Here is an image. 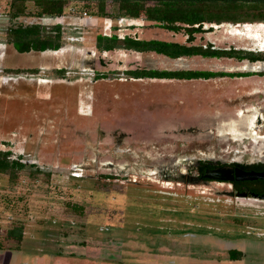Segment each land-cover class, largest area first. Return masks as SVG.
<instances>
[{
  "label": "rangeland",
  "instance_id": "rangeland-1",
  "mask_svg": "<svg viewBox=\"0 0 264 264\" xmlns=\"http://www.w3.org/2000/svg\"><path fill=\"white\" fill-rule=\"evenodd\" d=\"M5 6L0 0V14ZM216 10L205 7L201 17L230 19L221 5ZM252 24L253 32L264 34L263 26ZM113 29L100 24L74 34L70 28L65 37L71 54L94 51L96 73L107 72L106 77L90 71L61 81L44 72L35 76V87L21 81L4 86L0 74V152L33 163L15 177L0 173V264H210L243 246L246 254L234 264H264V203L131 182L148 183L143 173L158 169L160 175L188 154L253 158L262 139L246 131L253 130L256 115L264 119V70L226 58L171 60L96 50L94 34ZM243 30L237 23L221 24L201 42L264 47L263 40L243 37ZM139 32L147 39L185 40L156 28ZM61 57L38 54L17 62L49 66ZM136 67L256 74L206 81L133 80L122 74ZM260 131L264 134V126ZM82 165L85 170H78ZM161 207L183 212L166 214ZM15 226L24 228L20 242L6 234ZM179 226L185 235L175 232Z\"/></svg>",
  "mask_w": 264,
  "mask_h": 264
},
{
  "label": "flooded vegetation",
  "instance_id": "flooded-vegetation-1",
  "mask_svg": "<svg viewBox=\"0 0 264 264\" xmlns=\"http://www.w3.org/2000/svg\"><path fill=\"white\" fill-rule=\"evenodd\" d=\"M5 6V11L0 14V74H2L3 85L8 86L17 81H21L24 83L35 84L38 82L39 78L35 77L41 73H56L60 75L61 81L69 80V75L71 73H85L92 71L96 76L107 75V72H97L93 61L95 56L94 51L90 50H82L80 55L71 54V50L73 48L69 47L65 42V37L70 33V28H75L76 31L72 33H81L85 32V29H95V27L100 26V24H108L111 28H116L112 30V33H98L93 32L95 44L94 48L104 54L115 51V50H124L128 52H132L135 54H144V53H154L159 56L165 55L158 54L156 52L150 51H137L133 49H126L123 47L114 48L110 51L102 50L97 44V38L99 36H107V37H118L120 40H124L126 38H131L133 40L139 41H149V40H157L163 42H176L179 44H188V39L190 37V33L188 31L189 28H201L200 31H195L191 33L194 37L193 44L201 45L206 48L209 44H214L215 47L222 48L217 46L215 43L210 42L209 40L205 43L201 42V38L205 35H209L214 33L216 27L221 24H229L237 23L241 27L244 28L242 36L246 39L252 41H264V34L259 32H253L251 30L253 26V22H258V26L264 27V0H226V1H236L239 3L237 5V10L232 12V16L229 11H227L228 17L230 19L227 20H212L204 18L200 23H196L194 25H188L181 21H174L171 23L176 29H168L165 27L167 23L165 21H160L158 19H153L150 17L149 10H159L164 5L165 0H62L64 1V6L62 12L59 14H47L41 13V9L38 4L44 3L45 0H2ZM24 2L25 11L18 12L16 9V4L20 2ZM61 1V0H56ZM196 0H180V6H183L185 9L189 7L191 13H200L203 15L204 8L209 7V13H211V6L208 4H204L198 6L195 3ZM209 2V0H206ZM225 1V0H224ZM101 7H104V11L102 12ZM124 7V9H123ZM129 12V14L123 13ZM17 13V14H16ZM131 13H137V16L131 15ZM155 16V14L153 15ZM233 17V18H231ZM87 24H91L90 27H86ZM256 25V24H255ZM126 27L128 32H121V27ZM32 28L34 32H38V35H34L33 40H40L41 42H50V41H58L59 46L56 48L50 49H35L32 48L30 50L21 51L19 50V46L17 44L16 32L21 29H29ZM144 28H156L164 32L171 33L173 35H180L185 38L183 42H178L174 40H163L158 38H142L140 35L141 30ZM88 33L92 34V32ZM198 36L200 41L198 40ZM73 40H76V37L73 36ZM226 49L235 48L237 50H244L248 53H252L255 56L260 57L258 61L251 62L249 58H245L242 61H238L235 58H226L233 59L238 62H247L249 68H256L257 70H264V47H236V46H226L223 47ZM41 55L43 58H47L49 56H58L63 54L61 60H56L57 65H27L23 66L18 64L20 61L19 58L24 56H38ZM199 57L202 59H209V57L203 56H190ZM187 57H181L177 59L171 60H181ZM35 59L32 58L31 60ZM170 59V58H169ZM220 59V58H215ZM60 63V65H59ZM99 64L103 65V60L100 58ZM259 64V65H257ZM257 65V66H255ZM88 70V71H87ZM134 70H156V71H179V72H188V71H214V72H224V73H250L255 75L256 72L251 71H215V70H196V69H150V68H138L135 69H124L122 71L123 75L128 76V78L133 80H139L132 78L128 75L129 71ZM261 74V72H258ZM20 74H29V77L19 76ZM67 77V79H66ZM228 77V76H227ZM248 77L242 76L239 78ZM233 78V77H231ZM41 79V78H40ZM94 79V78H93ZM140 79H155V78H140ZM45 80V79H43ZM155 80H173V81H192L195 79H155ZM206 81V79H198ZM209 80V79H207ZM47 81V80H46ZM95 81V80H93ZM1 84V86H3ZM33 86H37L36 84ZM251 126L253 130H247V135L250 137H254L255 139H262L263 147L253 154V158L248 161H239L236 159H225L219 156L199 153L198 155L188 154L186 156H181L174 167L169 168L161 172L159 175L157 173L158 169H150L151 173H143L145 178L148 179V183L143 184L138 180L131 181L134 186H153L160 185L168 188H177L190 190L194 192H199L201 194H211L218 197H226L232 199H242L249 201H258L264 203V180H236L235 174L234 179L229 181H215L211 180L206 175L215 169H232L234 171L241 170L244 172H258L264 173V134L260 131L264 126V119L260 115H256L255 119L250 120ZM245 131V130H244ZM245 133V132H244ZM262 133V134H261ZM8 152V151H4ZM14 160L20 161L22 164L32 165L33 163L29 160H24L22 157L16 158ZM32 163V164H31ZM84 164V163H82ZM109 168H114L113 164L107 165ZM78 170H85L84 165L78 166ZM165 201L168 203L171 201L170 197H168ZM165 203V202H164ZM168 205V204H167ZM166 205V206H167ZM164 213H175L179 214L183 212L182 210H176L172 208H160ZM191 213V212H190ZM211 213V212H209ZM220 215L228 218L226 214ZM174 219H169L167 221L171 222ZM178 224L177 220H174ZM180 225H185L182 221ZM188 226V225H186ZM178 228V229H177ZM175 229L176 233H182L185 235L187 231H185L181 226ZM187 228V227H185Z\"/></svg>",
  "mask_w": 264,
  "mask_h": 264
},
{
  "label": "trees",
  "instance_id": "trees-1",
  "mask_svg": "<svg viewBox=\"0 0 264 264\" xmlns=\"http://www.w3.org/2000/svg\"><path fill=\"white\" fill-rule=\"evenodd\" d=\"M180 0H165L164 5L159 8V10H149L150 17L153 19H158L160 21H165L167 25H165L168 29H176L171 23L174 21H181L188 25H194L196 23H200L204 18L201 17L200 13H191L189 7L185 9L183 6H180ZM64 1H56V0H45L44 3L38 4L41 9V13L47 14H59L62 12ZM195 3L198 6L206 5L209 3V6L213 9V12L216 10V7L222 6L224 15H228L227 11L230 12L232 16V12L237 10V5H239L236 1H224V0H196ZM16 9L18 12L25 11L24 2H20L16 4ZM124 9V7H123ZM102 12L104 11V7H101ZM125 14L126 11H123ZM17 14V13H16ZM155 14V16H153ZM133 16H137V13H131ZM228 17V16H227ZM233 18V17H231ZM201 28H189L188 31L190 33V37L188 39V44H179L176 42H163L157 40H149V41H139L133 40L131 38H126L124 40H120L118 37H107V36H99L97 38L98 46L105 51H110L114 48L123 47L126 49H133L137 51H150L156 52L158 54L165 55L170 59H177L181 57H190V56H203L209 58H235L238 61H242L245 58H249L251 62L258 61L260 57L253 55L252 53H248L244 50H237L235 48H218L215 47L214 44H209L206 48L201 45H195L194 37L191 33L195 31H200ZM34 35H38V32H34L32 28L29 29H21L16 32L17 44L19 46V50L26 51L32 48L35 49H52L59 46L58 41H50V42H41L40 40L34 41ZM128 75L135 79L140 78H155V79H211L215 77H242L249 76L250 73H224V72H214V71H188V72H179V71H156V70H134L129 71ZM98 77H106V75H100ZM9 152H0V173L10 174L11 177H15V172L21 170L26 165L22 164L18 160H12L9 158ZM1 232V228H0ZM24 228L23 226H15L7 231V237L9 239H13L17 242L22 241ZM1 234V233H0ZM2 247L0 246V251ZM229 256L231 260H238L242 257V252L238 250H230Z\"/></svg>",
  "mask_w": 264,
  "mask_h": 264
},
{
  "label": "water",
  "instance_id": "water-1",
  "mask_svg": "<svg viewBox=\"0 0 264 264\" xmlns=\"http://www.w3.org/2000/svg\"><path fill=\"white\" fill-rule=\"evenodd\" d=\"M234 174L236 180H264V173L258 172H244L241 170H232V169H215L210 171L206 177L215 181H229L234 179Z\"/></svg>",
  "mask_w": 264,
  "mask_h": 264
},
{
  "label": "crops",
  "instance_id": "crops-1",
  "mask_svg": "<svg viewBox=\"0 0 264 264\" xmlns=\"http://www.w3.org/2000/svg\"><path fill=\"white\" fill-rule=\"evenodd\" d=\"M169 59V58H168ZM246 247H242V250H240V252H242V257H241V259L245 256V254H246V249H245ZM225 257V256H224ZM224 257H221V258H216V259H210V264H234V263H236L237 261H234V260H231L230 258H228V259H224ZM185 258H186V256H185ZM243 260V259H242ZM242 260H240V259H238V261H240V262H242ZM260 264H262V263H260Z\"/></svg>",
  "mask_w": 264,
  "mask_h": 264
}]
</instances>
